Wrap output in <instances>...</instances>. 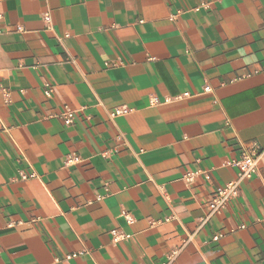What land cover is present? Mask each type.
Segmentation results:
<instances>
[{"label":"crops","instance_id":"crops-1","mask_svg":"<svg viewBox=\"0 0 264 264\" xmlns=\"http://www.w3.org/2000/svg\"><path fill=\"white\" fill-rule=\"evenodd\" d=\"M0 264H264V0H0Z\"/></svg>","mask_w":264,"mask_h":264},{"label":"built area","instance_id":"built-area-1","mask_svg":"<svg viewBox=\"0 0 264 264\" xmlns=\"http://www.w3.org/2000/svg\"><path fill=\"white\" fill-rule=\"evenodd\" d=\"M43 20L46 23L50 22V15L48 12L43 13ZM209 90H210L209 86L205 85L204 91H209ZM50 91H51L50 87L47 85L45 89V94L48 96L50 94ZM157 101H158V97L153 96L151 98L152 103H156ZM131 110L132 109L128 107H115L110 111L109 115L112 117L117 116V115H123V114L130 112ZM64 122L66 124L71 122L68 111L64 112ZM257 158H258L257 156L247 153V154H244L242 159H240L239 161L233 162V165L237 167L236 177L226 182L224 185L217 186L215 188L210 199L207 201V212L205 216L201 219V223H203L210 216L220 213L222 209L225 207V205L227 204V202L229 201V199L236 195L240 182L243 179L250 178L252 175H254V173L256 172V168H257ZM77 160H78V157L76 156H71L68 158V161H77ZM195 174H196L195 172L189 171L184 174V178L186 181L190 182L193 180V177ZM30 176H33V174H31ZM22 177L26 178L25 175H23ZM204 178L208 179L209 175L207 173H204ZM125 217L128 222L132 221L130 216L125 215ZM112 232L114 234L115 240L128 237V235H124L123 233H119L115 230H113ZM177 250L178 249H174L173 251H171L170 254L168 255V258H172L177 253ZM74 256H76V254L71 253V254L65 255V258L70 259Z\"/></svg>","mask_w":264,"mask_h":264}]
</instances>
